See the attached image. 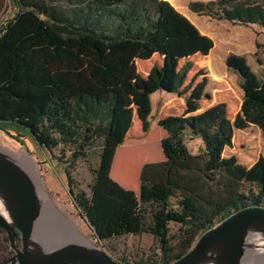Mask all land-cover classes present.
<instances>
[{"label": "trees", "instance_id": "1", "mask_svg": "<svg viewBox=\"0 0 264 264\" xmlns=\"http://www.w3.org/2000/svg\"><path fill=\"white\" fill-rule=\"evenodd\" d=\"M11 2L17 12L0 27V129L22 144L19 136L29 134L48 149L72 147L68 172L100 140L91 196L70 191L101 241L149 233L159 249L155 264H172L232 214L264 208V154L249 166L215 164L234 129L254 125L264 137V95L255 92L243 98L233 119L223 101L196 114L161 118L166 159L145 164L139 193L111 176L116 149L133 123L134 101L151 91V83L136 81V60L162 55L156 85L183 93L195 64L190 57L209 47V37L170 1ZM188 6L198 15L264 28V0H190ZM187 128L203 139L198 154L187 146ZM130 158L136 184L142 156Z\"/></svg>", "mask_w": 264, "mask_h": 264}, {"label": "rangeland", "instance_id": "2", "mask_svg": "<svg viewBox=\"0 0 264 264\" xmlns=\"http://www.w3.org/2000/svg\"><path fill=\"white\" fill-rule=\"evenodd\" d=\"M168 1L177 9L189 8V0ZM16 12L17 9L11 0H0V27ZM197 17L199 25L207 32L210 43L203 56L194 59L199 63L193 71L189 72L186 83H189L191 94L186 101L190 109H187L184 114L199 113L223 101L227 103L229 115L233 119L247 94L255 92L264 95V28L254 24L218 20L205 15H197ZM148 62L153 63L152 68H162L165 64L164 59L157 55ZM177 71L178 68L174 72ZM144 80L149 83L151 81L149 76L145 75L144 79L142 78V81ZM153 80L156 81L155 77ZM189 132L190 129L187 128L185 131L187 146L191 153L198 154L204 149L203 139L199 136L191 137ZM23 133L27 134L24 131ZM19 137L24 144L0 130L1 149L14 157L18 155L20 149L30 155L37 166L34 172L38 171L43 188L38 184L35 173L30 167L24 168L33 176L35 184L39 185H37L38 188L53 199L68 222L74 223L83 234L93 239L119 264L158 262V244L151 234L145 232L124 234L101 241L74 198V194L78 192H84L87 196L92 194L93 168L100 159V140L85 151L86 156L80 155L71 163L68 172L67 160L72 154V147L58 146L48 149L37 143L29 134ZM261 154H264V137L257 126L234 129L229 139L215 154V164L220 166L227 163H242L249 166ZM71 189L74 190V194L70 191ZM136 190L139 193V186ZM177 227L172 224V231H175ZM13 253L6 231L0 229V259L8 257L7 261Z\"/></svg>", "mask_w": 264, "mask_h": 264}, {"label": "water", "instance_id": "3", "mask_svg": "<svg viewBox=\"0 0 264 264\" xmlns=\"http://www.w3.org/2000/svg\"><path fill=\"white\" fill-rule=\"evenodd\" d=\"M43 193L14 156L0 149V227L14 250L5 264H119L98 245L94 251L75 242L49 245L41 240L40 232L54 235V212L45 216ZM172 264H264V208L232 214Z\"/></svg>", "mask_w": 264, "mask_h": 264}, {"label": "crops", "instance_id": "4", "mask_svg": "<svg viewBox=\"0 0 264 264\" xmlns=\"http://www.w3.org/2000/svg\"><path fill=\"white\" fill-rule=\"evenodd\" d=\"M178 10L188 17L202 33L207 34L199 25L198 14L192 12L189 8H178ZM156 55L164 59L162 55L155 53L150 59L136 60L139 74L136 81H140L142 78L144 79V75L149 76L151 80L150 83L152 84L150 88L151 91L141 99V102L138 103L134 101V118L132 126L126 135L125 141L116 149L111 169V176L115 181L120 183L123 187L135 191H137L136 189L138 186L140 189V177L145 164L160 162L166 159V155L162 148V139L168 136V132L159 124V120L168 115H186L184 113L187 109H190L189 103L186 101L188 95L191 94L189 88L186 92L176 93L168 88L158 87L156 85V81L153 80L155 67L152 68L153 63L148 62L155 58ZM199 56H203V53H198L190 58L194 60ZM184 61L185 59L180 60L178 69L182 66ZM194 62L195 64L191 71H193L196 64L199 63V61ZM187 85H189V83H186L184 88L187 87ZM192 114H196V112ZM134 153L142 156V161L136 170V184H133V170H131L132 162L130 158V154ZM125 154L128 156L126 163L123 161V155Z\"/></svg>", "mask_w": 264, "mask_h": 264}, {"label": "bare ground", "instance_id": "5", "mask_svg": "<svg viewBox=\"0 0 264 264\" xmlns=\"http://www.w3.org/2000/svg\"><path fill=\"white\" fill-rule=\"evenodd\" d=\"M1 149V147H0ZM15 160L22 165L23 167H30V169L34 172V168H36L35 162L31 159L30 155L20 149L18 152V155L14 157ZM24 162V164H23ZM35 176L38 180V184L40 187H43V184L40 180V176L37 172H34ZM41 183V184H40ZM37 184V185H38ZM38 185V186H39ZM42 198H44L46 205H45V216H48L49 212H54L53 216H51V223L52 226L54 227L53 231V236L46 237L43 232H40V239L45 240L47 244L49 245H57V244H62L66 242H75L78 243L89 250H98L97 243L94 242L93 239L88 237L87 235L83 234L76 226L74 223L68 222L63 216L62 212L60 209H58L53 202V200L46 199L45 194L43 193ZM47 223V222H46ZM45 223V224H46Z\"/></svg>", "mask_w": 264, "mask_h": 264}, {"label": "built area", "instance_id": "6", "mask_svg": "<svg viewBox=\"0 0 264 264\" xmlns=\"http://www.w3.org/2000/svg\"><path fill=\"white\" fill-rule=\"evenodd\" d=\"M217 225V224H216Z\"/></svg>", "mask_w": 264, "mask_h": 264}]
</instances>
